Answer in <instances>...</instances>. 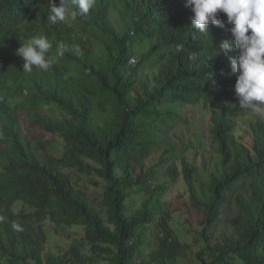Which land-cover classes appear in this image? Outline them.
Listing matches in <instances>:
<instances>
[{"label":"trees","instance_id":"trees-1","mask_svg":"<svg viewBox=\"0 0 264 264\" xmlns=\"http://www.w3.org/2000/svg\"><path fill=\"white\" fill-rule=\"evenodd\" d=\"M185 4L96 0L87 17L51 24L48 0H0L5 264H264V116L239 107L230 25L199 33ZM32 36L47 37L52 56L59 43L68 50L26 73L15 51ZM224 39L231 50L213 57ZM189 108L209 113L196 152L214 156L202 171L172 139ZM177 168L184 207L164 199ZM45 222L72 236L68 248H47Z\"/></svg>","mask_w":264,"mask_h":264},{"label":"clouds","instance_id":"clouds-1","mask_svg":"<svg viewBox=\"0 0 264 264\" xmlns=\"http://www.w3.org/2000/svg\"><path fill=\"white\" fill-rule=\"evenodd\" d=\"M95 4L96 0H59L57 6L55 0H48L47 20L51 24L76 21L77 17H87ZM185 6L192 13L191 28L199 33H207L209 24L221 28L230 25L228 31L238 50L229 62L231 71L237 74L233 90L239 107L264 116V0H186ZM220 13L226 19H222ZM52 47L45 36H32L20 43L15 55L23 61L22 71L31 73L33 67L48 71L55 59L62 58L68 50L59 43L52 56L49 54ZM231 48L227 39L221 40L213 57ZM237 99L233 102L237 103Z\"/></svg>","mask_w":264,"mask_h":264},{"label":"rangeland","instance_id":"rangeland-1","mask_svg":"<svg viewBox=\"0 0 264 264\" xmlns=\"http://www.w3.org/2000/svg\"><path fill=\"white\" fill-rule=\"evenodd\" d=\"M133 63V62H131ZM182 115L186 117L187 121H189V126L180 125L176 130V135L173 134L172 139L177 141L178 149L177 154L181 156H186L187 159L191 161L194 158V166L201 170L202 163L209 162V158L214 156L213 148L207 147L206 153L204 156L202 153L197 154L198 145L196 142L198 140H203L205 145L207 146V130H208V121H209V113L199 112L194 108L187 109L186 113L183 111ZM237 125V133L241 135H245L247 128L245 123L242 121L238 122ZM197 148V149H194ZM64 151L63 141L59 137H54L51 141V145L49 146V153L57 158H60ZM151 163H155V159H152ZM179 172V176L176 182H172L169 184V188L166 191L164 199L168 201L170 204L175 202L174 205L176 207H184L186 203H189V193L187 186L183 180V176L181 175V169L177 168ZM202 171V170H201ZM76 177V176H75ZM79 185L85 186V190L89 192L91 195H98L99 191L89 183V178L84 176H79ZM22 208L21 204L15 206L14 211L19 212ZM177 224L183 223V216H176L175 221ZM195 224L198 223V220L195 218ZM44 228L46 230V234L48 237V249H52L55 246H59L60 248H68L72 243V236H68V234L64 233L63 230L56 229L55 225L50 222L44 223ZM192 242L190 239L189 243ZM0 264H5L3 258L0 256Z\"/></svg>","mask_w":264,"mask_h":264}]
</instances>
